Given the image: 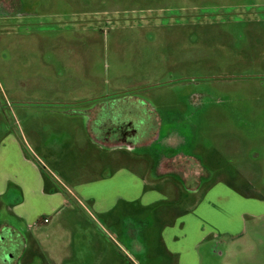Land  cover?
<instances>
[{
    "label": "rangeland",
    "instance_id": "obj_1",
    "mask_svg": "<svg viewBox=\"0 0 264 264\" xmlns=\"http://www.w3.org/2000/svg\"><path fill=\"white\" fill-rule=\"evenodd\" d=\"M3 1L0 152L13 136L47 191L65 194L113 176L116 165L140 177L160 154L197 168L194 181L181 162L174 166L180 174L169 173V185L157 188L169 186L168 198L178 203L129 209L137 215L132 246L123 221L115 226L112 215L100 216L90 198L66 194L56 210L51 198H27L23 209L36 223L28 257L18 258L1 225L17 221L23 230L14 216L19 194L1 195L6 263L180 264L160 243L170 223L160 215L185 209L191 189L203 204L216 188L237 198L213 217L237 208L246 215L191 251L195 264H264V207L246 213L243 202L264 205V0ZM110 134L124 143L111 145ZM12 158L8 175L16 182L29 168ZM146 223L153 237L145 243Z\"/></svg>",
    "mask_w": 264,
    "mask_h": 264
},
{
    "label": "crops",
    "instance_id": "obj_2",
    "mask_svg": "<svg viewBox=\"0 0 264 264\" xmlns=\"http://www.w3.org/2000/svg\"><path fill=\"white\" fill-rule=\"evenodd\" d=\"M94 135V134H93ZM95 138L99 139L94 135ZM7 147L3 148L0 152V196L4 195L10 197V191L12 190L18 192V202L15 203L14 216L17 220L23 222L25 229L30 232L32 227L35 225L36 221L32 218V213L23 209L27 205V198H43L37 200H46L51 198L53 200L49 201L51 210H56L57 206L63 202V198H66V194L70 198H90L93 201V205L97 210V213L102 217L112 215V224L117 226L120 222L122 224L123 235L128 240V245L132 246L136 243V229L131 228V223L137 215L135 212L129 210L133 207L134 204L142 203L145 207L152 208L157 204L164 203H178L177 198H168V191L170 187L167 186V190L161 191L157 189L158 187H163L166 184V180L169 178V173L180 174L178 170L174 168L175 165H171L166 162V155L160 154L158 156L157 162L154 160L146 169V173L142 176L137 177L133 172L126 170L124 168L116 165V170L113 176L105 178L102 177L99 181L82 186L80 188V193H76L67 189L65 194L62 191L56 190V188H51L49 186V192L46 189L45 181L40 179L41 170L36 162H33L27 159L20 149V145L16 138L9 136L6 138ZM9 142V143H8ZM112 145V144H111ZM120 148V147H117ZM129 149V150H127ZM126 151H131V148H127ZM120 151L112 147V151ZM17 156V161L15 165L17 168L22 166L28 167L29 170L19 172V176L16 179V182L13 178L9 177V163L12 161L13 156ZM120 156H116L118 159ZM184 158L179 156L181 165L189 167L190 172L185 175L187 178H192L195 181V169L191 160H181ZM178 160V159H177ZM171 165V166H170ZM180 170V169H179ZM19 171V170H18ZM181 171V170H180ZM181 176V175H180ZM185 177V178H186ZM14 181L15 183H11ZM13 187L12 189H10ZM216 188L209 189L202 203V196L199 192L191 189L189 195V202L185 209L176 210L172 212H164L160 216L164 219H170L169 224L162 225L159 231L160 243L170 251L176 258L179 259L180 264H195V255L191 252L196 249L200 243L205 241L212 235H216L217 228H221L223 232L228 233V228L233 227L234 219L236 217L243 219V216L246 214H239L238 210H233L232 213H229V216L224 215V219H216L213 217V209L220 208V206L226 205L225 203L230 201V198H237L232 194L226 195V191L222 190L217 194L215 192ZM9 194V195H8ZM56 199V200H55ZM34 204L35 200H31ZM242 201V200H241ZM26 202V203H25ZM243 202H246L248 205L244 208L247 212L262 210L261 207H264L262 202L256 201L254 199H245ZM219 204V206H218ZM223 204V205H222ZM121 207L124 209V212L121 211ZM232 211V206L229 207ZM29 210V207H28ZM226 211V210H225ZM223 211V212H225ZM127 212V213H126ZM114 215V216H113ZM120 215H122L120 217ZM203 216L207 219H203ZM152 218V217H151ZM125 220V221H124ZM204 223H203V222ZM101 224V223H100ZM145 243L147 239L151 236L153 237V227H150V224H145ZM210 226V227H209ZM208 227V228H207ZM212 227V228H211ZM232 236H239V234Z\"/></svg>",
    "mask_w": 264,
    "mask_h": 264
},
{
    "label": "flooded vegetation",
    "instance_id": "obj_3",
    "mask_svg": "<svg viewBox=\"0 0 264 264\" xmlns=\"http://www.w3.org/2000/svg\"><path fill=\"white\" fill-rule=\"evenodd\" d=\"M4 5H8L9 2L8 0H4L3 1ZM102 138V137H100ZM107 138H109V142L110 144H121L124 142H121L120 139H117L116 136H112L111 134L109 136H106L104 139L107 140ZM103 139V138H102ZM176 156V155H174ZM175 159H179V156H177V158ZM166 161H169L168 159ZM178 161V160H177ZM173 165V164H171ZM170 165V166H171ZM17 220V219H16ZM15 221V220H14ZM1 235H8L11 240H10V246L14 247L18 252V258H22L27 256L28 257V241H29V232L25 229V227H23V230H20L21 228L19 227V223L16 221V223H5L1 225ZM2 239V240H1ZM4 238L0 237V240L3 241ZM6 254H0V261L3 262L2 264H8L9 258H5ZM5 259H7V263L5 261ZM16 261H14L13 264H15ZM17 263V262H16Z\"/></svg>",
    "mask_w": 264,
    "mask_h": 264
},
{
    "label": "trees",
    "instance_id": "obj_4",
    "mask_svg": "<svg viewBox=\"0 0 264 264\" xmlns=\"http://www.w3.org/2000/svg\"><path fill=\"white\" fill-rule=\"evenodd\" d=\"M175 155H178L177 153L175 154ZM180 163H178V165H179ZM182 166V165H181Z\"/></svg>",
    "mask_w": 264,
    "mask_h": 264
}]
</instances>
